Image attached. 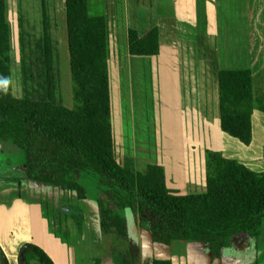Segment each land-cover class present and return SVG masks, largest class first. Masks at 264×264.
Masks as SVG:
<instances>
[{"label": "crops", "instance_id": "0c3cea01", "mask_svg": "<svg viewBox=\"0 0 264 264\" xmlns=\"http://www.w3.org/2000/svg\"><path fill=\"white\" fill-rule=\"evenodd\" d=\"M155 1L152 6L151 0H88L89 16L104 17L106 22L117 162L123 166L127 160L116 155L118 139L124 153L133 156L136 170L164 167L167 185L178 195L206 191V180L202 191H196L200 178L197 182L194 176L195 162L205 170L206 150L263 172L264 113L251 112L250 134L245 138L228 131L219 74L249 70L255 90L264 91V0ZM58 14L59 49L70 59L66 7ZM153 29L159 32V54L132 56L128 31L144 35ZM133 96L140 106L152 100L156 112L148 121L142 116L147 122L131 118ZM64 104L73 108L72 91L69 103L64 100ZM145 133L150 137L153 133L160 146H150L140 137ZM173 141L178 142L179 153L168 149ZM11 160V165L0 168V248L7 259L5 263L0 257V264H20L21 250L29 244L42 249L54 264H124L125 251L130 264H154L157 258H171L172 264H264V244L246 234L237 235L235 239L242 240L231 241L217 259L208 244L157 246L151 238V224L131 209L121 213L127 220L126 242L104 235L94 178L89 186L85 183L89 179L83 178L88 174L81 175L87 199H80L64 187L29 181L26 159ZM75 217L82 219V225ZM27 263L39 262L31 256Z\"/></svg>", "mask_w": 264, "mask_h": 264}, {"label": "trees", "instance_id": "16d2710c", "mask_svg": "<svg viewBox=\"0 0 264 264\" xmlns=\"http://www.w3.org/2000/svg\"><path fill=\"white\" fill-rule=\"evenodd\" d=\"M65 7L72 109L65 106L62 94L59 41L51 37L58 32L57 18L50 16L45 4L43 38L27 40L20 34L23 96L13 95L7 0H0V142H13L25 153L28 180L64 187L87 199L80 178L91 175L97 183L102 232L122 242L128 240V231L121 213L131 209L151 224L157 246L208 244L217 259L237 235L246 234L264 244L260 242L264 239V171H253L220 152L206 150V191L178 195L169 189L164 167L149 165L138 171L130 160L123 166L117 162L105 18L89 16L88 0H65ZM19 27L24 28L21 23ZM128 47L132 56L158 55V29L144 35L129 30ZM46 78L53 83L51 90ZM253 81L249 70L219 74L224 126L241 138L250 134L251 112L264 113V91L255 90ZM45 86L44 96L32 94L41 93L37 88ZM75 219L82 225L81 218ZM26 247L27 262L33 256L40 264H54L39 247ZM122 255L124 264H130L128 252ZM0 257L7 263L1 248ZM154 264H172V260L157 258Z\"/></svg>", "mask_w": 264, "mask_h": 264}, {"label": "rangeland", "instance_id": "374dc122", "mask_svg": "<svg viewBox=\"0 0 264 264\" xmlns=\"http://www.w3.org/2000/svg\"><path fill=\"white\" fill-rule=\"evenodd\" d=\"M150 1V0H149ZM152 6H155V0H151ZM44 4L45 7L48 11L50 12V16L56 17L57 18V23H58V12L64 9L65 6V0H8V20L10 24V31H11V39H10V57H11V64H12V92L15 97H22L23 96V90H22V80H21V59H20V47H19V40H20V34L23 33L25 38L27 40H41L43 38V25H42V20H43V9H44ZM151 6V7H152ZM142 18L145 17L143 14L141 15ZM20 23L23 25L24 28H21L20 30ZM59 27V24H58ZM53 29V27H52ZM24 30L23 32H21ZM26 31V32H25ZM55 33V31H54ZM28 34V35H27ZM53 34V32H52ZM30 35V37H29ZM53 40H58L59 43H61V36H59V33L57 32V35H52L51 36ZM61 48V45L60 47ZM61 50V49H60ZM60 66H61V72H62V94L64 100H66V103L68 104L70 101V96H71V91H72V86H71V73L69 69V56L67 57L65 53H62V50L60 51ZM64 51V50H63ZM50 75V72L47 73ZM41 76L43 77V73H41ZM32 77V76H31ZM35 81L38 80L36 78V75L32 77ZM46 80L48 81L47 83L50 85V90L53 86V83L49 80V78ZM46 86L45 87H38L37 90H39L41 93H37L36 91L32 92V94L35 97H38V94H41L44 96L46 94L45 92ZM127 102H124V105ZM152 105V107H151ZM153 106L154 104H144L140 106V102L135 101L134 96H133V101L130 107V116L131 118L136 121V117H139L140 120L145 119L148 121L149 118L151 119L153 117V114H155L156 110L154 109L153 111ZM154 112V113H152ZM143 116V117H142ZM143 118V119H142ZM148 118V119H147ZM144 119V120H145ZM145 120V121H146ZM146 121V122H147ZM145 126V125H144ZM151 127V125H150ZM152 128V127H151ZM145 129V127H144ZM153 129V128H152ZM139 131H137L138 133ZM144 139L148 141V144L152 147H157L160 146L157 139L154 137V134L152 133L151 138L149 133H145L143 136ZM114 142V141H113ZM158 142V144H156ZM130 144V142H129ZM147 144V142H145ZM171 145L167 146L168 149H171L174 153L178 150V142H170ZM123 143L120 142V140H116V155L119 159H123L125 157L127 160H130L135 164L133 156H128L126 153H124L123 149ZM151 150V148L149 149ZM126 152V151H125ZM179 153V151H177ZM18 157H17V156ZM128 156V158H127ZM148 156H146L147 158ZM18 162L19 159H25V153L18 149L13 142H1L0 143V168H5V166L11 165L13 161ZM124 159V160H126ZM133 159V160H131ZM200 171V172H199ZM194 176L196 181L198 182L200 178V184L197 185L196 191L201 192L203 187H204V182H205V170L203 166L200 164H197L195 162L194 165ZM200 175V176H199ZM84 180L86 181V185L91 186L93 184V177L89 175H84L83 176ZM177 180H175L176 182ZM171 185H172V181ZM196 182V183H197ZM170 185V186H171ZM94 190L97 191V184L95 183ZM98 195V192H97ZM243 237V236H242ZM242 237H239L237 240L233 239V241H241ZM264 238V237H263ZM246 242V241H244ZM260 242H264V239L260 240ZM250 245H253V243H247ZM39 264V263H37Z\"/></svg>", "mask_w": 264, "mask_h": 264}, {"label": "water", "instance_id": "95a60500", "mask_svg": "<svg viewBox=\"0 0 264 264\" xmlns=\"http://www.w3.org/2000/svg\"><path fill=\"white\" fill-rule=\"evenodd\" d=\"M151 238H152V235H151ZM27 250V247H23L22 250H21V259H20V264H26V259H25V252Z\"/></svg>", "mask_w": 264, "mask_h": 264}, {"label": "flooded vegetation", "instance_id": "af4514ba", "mask_svg": "<svg viewBox=\"0 0 264 264\" xmlns=\"http://www.w3.org/2000/svg\"><path fill=\"white\" fill-rule=\"evenodd\" d=\"M244 234H242L241 236H243ZM239 236V235H238ZM235 237H237V236H235ZM235 237L233 238V239H235ZM233 239H232V241H233Z\"/></svg>", "mask_w": 264, "mask_h": 264}]
</instances>
